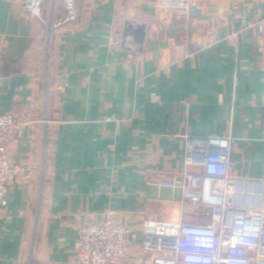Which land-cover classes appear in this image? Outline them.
Segmentation results:
<instances>
[{"label": "crops", "instance_id": "crops-1", "mask_svg": "<svg viewBox=\"0 0 264 264\" xmlns=\"http://www.w3.org/2000/svg\"><path fill=\"white\" fill-rule=\"evenodd\" d=\"M24 2L0 0V115L42 123L9 147L21 171L7 184L0 264H76L80 226L110 214L133 233L132 264H153L141 251L145 222L209 213L156 184L187 169L188 137L232 135L231 175L257 181L264 207V30L248 28L264 20V0H188L182 11L160 0H80L50 63L46 28ZM127 19L147 29L141 63L108 44ZM112 114L118 121L104 120Z\"/></svg>", "mask_w": 264, "mask_h": 264}, {"label": "built area", "instance_id": "built-area-1", "mask_svg": "<svg viewBox=\"0 0 264 264\" xmlns=\"http://www.w3.org/2000/svg\"><path fill=\"white\" fill-rule=\"evenodd\" d=\"M80 0H25L22 11L38 20L54 37L63 27L79 22ZM160 7L169 11L188 9V0H160ZM134 26L135 34H128ZM145 24L127 19L123 29L116 25L108 32V44L127 52L136 63L146 60ZM259 35L264 20L249 23ZM209 42L213 44L210 34ZM236 38L237 34L231 36ZM151 102L159 104L158 94H151ZM118 121L116 114L104 119ZM15 115H0V219L8 206L7 184L18 175L20 167L11 165L9 147L23 127L42 123ZM46 122V121H43ZM234 137L187 138L184 163L187 169L180 174L156 177L159 187L181 189L184 200L209 209L201 214L199 223L169 220H149L142 231L141 251L153 253V264H264V207L257 181L231 175L230 153ZM76 264H132V231L114 221L111 214L100 221H88L79 228Z\"/></svg>", "mask_w": 264, "mask_h": 264}, {"label": "rangeland", "instance_id": "rangeland-1", "mask_svg": "<svg viewBox=\"0 0 264 264\" xmlns=\"http://www.w3.org/2000/svg\"><path fill=\"white\" fill-rule=\"evenodd\" d=\"M260 22V21H259ZM142 31H144V35H147V29H146V32H145V29L143 30V28H140L139 29V33H141ZM210 40V39H209ZM213 40V39H212ZM53 37H49L47 36L46 38V48H45V61L46 63H50L51 61V52H52V45H53ZM213 43H214V40H213ZM146 45H147V40H146ZM146 45H145V49H146ZM208 45H210V42L208 41ZM153 94V93H152ZM16 117V116H15ZM17 118V117H16ZM18 119V118H17ZM19 120V119H18ZM21 123H24L23 121L19 120ZM28 126V125H26ZM25 126V127H26ZM17 135L20 136V134L17 132ZM185 213V212H184ZM186 222V221H185ZM186 223H194V222H186ZM197 223V222H195Z\"/></svg>", "mask_w": 264, "mask_h": 264}, {"label": "bare ground", "instance_id": "bare-ground-1", "mask_svg": "<svg viewBox=\"0 0 264 264\" xmlns=\"http://www.w3.org/2000/svg\"><path fill=\"white\" fill-rule=\"evenodd\" d=\"M1 168V167H0Z\"/></svg>", "mask_w": 264, "mask_h": 264}]
</instances>
